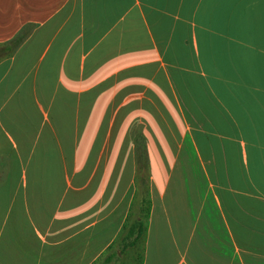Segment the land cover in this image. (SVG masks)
<instances>
[{
  "label": "crops",
  "instance_id": "1",
  "mask_svg": "<svg viewBox=\"0 0 264 264\" xmlns=\"http://www.w3.org/2000/svg\"><path fill=\"white\" fill-rule=\"evenodd\" d=\"M24 28L0 59V264L120 263L134 124L132 264H264V0H0V43Z\"/></svg>",
  "mask_w": 264,
  "mask_h": 264
},
{
  "label": "trees",
  "instance_id": "2",
  "mask_svg": "<svg viewBox=\"0 0 264 264\" xmlns=\"http://www.w3.org/2000/svg\"><path fill=\"white\" fill-rule=\"evenodd\" d=\"M30 28H24L20 30L14 37L4 43H0V59L6 56L13 54L20 44L24 41L26 36L28 35ZM140 124H134L131 129V137L134 143V159H135V166H136V174L134 178L135 185L137 184V174L138 169H140V161L141 157H143L145 164L147 165L148 170V154H147V139L142 132V128ZM136 128L139 129V132H136ZM3 165V169L7 166V158L1 157L0 158V166ZM1 168V167H0ZM2 178V176H1ZM148 178H149V171H148ZM136 190L134 191V195L132 198L131 204L133 205L136 203ZM138 202L140 216L135 218L131 223L127 226V230L125 235L120 241V250H124L127 247L133 246L136 241L141 237L143 234L145 227H146V220L149 217L150 208H151V200H150V192L148 186V179L145 188V196L140 199ZM140 202V204H139ZM110 259V258H109Z\"/></svg>",
  "mask_w": 264,
  "mask_h": 264
},
{
  "label": "rangeland",
  "instance_id": "3",
  "mask_svg": "<svg viewBox=\"0 0 264 264\" xmlns=\"http://www.w3.org/2000/svg\"><path fill=\"white\" fill-rule=\"evenodd\" d=\"M65 101H63V98H59V102L55 103V105L52 107V116L54 115V117L56 116V122H58V124L60 125V127L62 128V130H65V133L63 134V136H67L70 133V127L72 126V123L70 121H72V115H73V111H74V97H69V98H65ZM61 101V103H60ZM66 103V104H65ZM140 128V127H139ZM72 130V129H71ZM141 130V128H140ZM136 132H139V129L136 128ZM0 140L5 142V136L2 135L0 133ZM2 164L0 167V177L2 176L1 172L2 168H3ZM137 184L135 185V190H136V203H134L132 205V211L128 217V224L131 223V221L133 220L134 217V213L136 212L138 214V216H140V212H139V206L137 205L138 202L140 201V199L142 197L145 196V188H146V183H147V179H148V170H147V165L144 162L143 157H141V161H140V169H138V174H137ZM140 204V202H139ZM133 213V214H132ZM127 224V225H128ZM124 249L123 251L120 250V263L119 264H132L133 263V258L134 259L137 257L135 255V251L136 253H138L139 248L137 247L136 249H131L127 250ZM113 251L115 252L116 249L114 248ZM128 252V253H127ZM127 256V257H126ZM115 254L108 259L107 261L103 262L102 260L99 261L97 264H116L117 260H113L115 258Z\"/></svg>",
  "mask_w": 264,
  "mask_h": 264
}]
</instances>
